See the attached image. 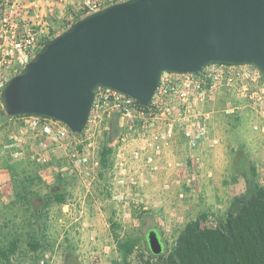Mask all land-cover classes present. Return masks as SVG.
<instances>
[{
	"label": "built area",
	"instance_id": "2783aa9c",
	"mask_svg": "<svg viewBox=\"0 0 264 264\" xmlns=\"http://www.w3.org/2000/svg\"><path fill=\"white\" fill-rule=\"evenodd\" d=\"M67 1L0 0V95L8 82L55 36L52 19L64 13ZM123 1L126 0H79L75 15L83 18ZM225 90L247 101L249 108L264 120V75L251 65L210 63L199 73H163L146 107L120 91L99 87L81 134H74L59 120L40 115L9 117L0 130L10 132V142L5 148L10 149L13 158L24 156L29 132L40 140L38 148H31L32 159L38 164H48V154L56 148L63 150V175L79 177L90 193L89 187L104 171L102 140L110 130L111 120L117 118V135L109 144L113 164L106 170L107 189L116 203L126 206L135 190L146 189L158 175L167 176L163 182L167 191L178 183L171 176L181 173L187 174V185L192 186L195 176L205 168L200 149L204 145L213 149L219 144L218 139L211 138L216 111L204 106L216 101L217 95ZM239 108L231 104L223 112L231 115ZM254 129L264 133V126ZM178 140L185 146V161L172 157ZM80 201L85 203V198ZM134 203L139 213H147L146 206ZM74 205L70 201L65 208ZM138 250L139 246H135L130 259L141 264V255L150 258L149 253L139 254ZM101 257L96 254L91 260L99 264Z\"/></svg>",
	"mask_w": 264,
	"mask_h": 264
},
{
	"label": "water",
	"instance_id": "95a60500",
	"mask_svg": "<svg viewBox=\"0 0 264 264\" xmlns=\"http://www.w3.org/2000/svg\"><path fill=\"white\" fill-rule=\"evenodd\" d=\"M246 64L264 75V0H126L83 17L47 41L3 89L10 117L40 115L81 134L95 93L108 87L151 102L165 72ZM154 255L164 252L156 231Z\"/></svg>",
	"mask_w": 264,
	"mask_h": 264
},
{
	"label": "rangeland",
	"instance_id": "374dc122",
	"mask_svg": "<svg viewBox=\"0 0 264 264\" xmlns=\"http://www.w3.org/2000/svg\"><path fill=\"white\" fill-rule=\"evenodd\" d=\"M68 11V22L60 19L64 13L52 19L55 36L77 19L75 7ZM231 104L240 108L235 114L227 115L223 109ZM204 109L216 111L211 138L218 139L219 144L213 149L207 145L200 149L205 168L195 176L192 186L187 185V174L181 173L180 176H171L178 183L174 189L167 191L163 188L167 176L158 175L146 189L135 190L126 206L116 203L107 189L108 171L102 172L103 176L89 187L90 193H87V187L79 177L63 175V150L56 148L55 152H49L52 163L41 168L31 155V148L39 147L38 138L29 132L25 137L24 156L13 158L10 149L5 148L10 142V132L0 130V169L11 178L14 193L24 194L25 190L37 192L31 204L16 199L10 206L0 205V248L7 247L15 239L20 242L10 261L0 257V264H41L42 261L45 264H96L91 260L96 254L102 256L99 264H123L112 220L119 224L116 234L121 240H139L136 245L139 246V254H150V231L158 233L165 252L175 244L185 225L202 214L207 215L203 226H217L220 218L227 215L234 197L246 190L243 177H239L236 183L234 181L238 175L236 164L242 155L246 154L257 167L259 180L264 185V133L254 129L255 126H264V120L249 108L247 101L226 90ZM103 142L104 139L100 148ZM172 157L185 161L186 151L181 140L174 144ZM10 166L14 169L13 173ZM59 176L66 177L65 188L58 184ZM36 177L41 180L32 183L31 179ZM65 189L69 194L66 204L73 201L74 206H45L43 198L52 190ZM80 198H85V203ZM134 201L146 206L147 213H139ZM141 216H144V222ZM33 238L41 247L36 252L28 245ZM128 262L140 264L139 260L133 261L130 257Z\"/></svg>",
	"mask_w": 264,
	"mask_h": 264
},
{
	"label": "trees",
	"instance_id": "16d2710c",
	"mask_svg": "<svg viewBox=\"0 0 264 264\" xmlns=\"http://www.w3.org/2000/svg\"><path fill=\"white\" fill-rule=\"evenodd\" d=\"M81 17L73 22L75 23ZM70 26L67 25L66 28ZM55 34V32H54ZM54 38V37H53ZM0 103V129L9 118ZM19 118V117H13ZM117 118L110 122V130L104 135L103 147L101 149V164L104 171L108 170L112 162L113 150L109 144L117 135ZM48 164H36L43 168ZM13 173L12 166L9 167ZM239 177L246 181V190L243 194L234 197L227 215L220 218L217 226H203V220L207 219L206 214H202L195 220L188 222L179 234L175 244L168 248L161 255H154L150 248V258L145 259L141 255V264H264V185L259 180L257 167L249 160L245 154L240 157L236 169ZM103 176V174H102ZM41 180L40 177L31 179L32 183ZM58 184L65 186L66 177L59 176ZM15 189V186H13ZM16 199H20L26 204H31V199L37 196V192L25 190L24 194L15 192ZM68 192L54 191L45 198V206L64 205L68 202ZM142 217V216H141ZM144 222L145 218L142 217ZM112 229L115 231V239L118 249L123 258V264H129L128 259L132 255L138 239L121 240L116 234L119 224L112 220ZM19 239L12 240L5 248H0V257L10 261L19 248ZM33 251H38L41 247L38 242L28 243Z\"/></svg>",
	"mask_w": 264,
	"mask_h": 264
},
{
	"label": "crops",
	"instance_id": "0c3cea01",
	"mask_svg": "<svg viewBox=\"0 0 264 264\" xmlns=\"http://www.w3.org/2000/svg\"><path fill=\"white\" fill-rule=\"evenodd\" d=\"M78 1L79 0H68L67 1V5H66V8H65L66 9V13L64 11V14L62 16V17H64V21H66V22L69 21L70 14H69L68 10L71 9L72 7L76 8L77 5H78L77 4ZM0 176L2 177V179L0 180V205L10 206L16 201V195L14 193V188H13V186L11 184V178H9L7 176V172L2 170V169H0Z\"/></svg>",
	"mask_w": 264,
	"mask_h": 264
}]
</instances>
